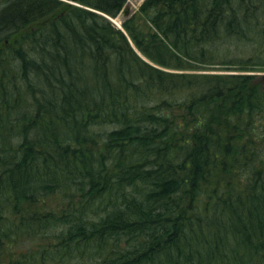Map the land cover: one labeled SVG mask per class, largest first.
I'll return each instance as SVG.
<instances>
[{"label":"trees","instance_id":"trees-1","mask_svg":"<svg viewBox=\"0 0 264 264\" xmlns=\"http://www.w3.org/2000/svg\"><path fill=\"white\" fill-rule=\"evenodd\" d=\"M72 1L0 0V264H264V0Z\"/></svg>","mask_w":264,"mask_h":264},{"label":"bare ground","instance_id":"bare-ground-1","mask_svg":"<svg viewBox=\"0 0 264 264\" xmlns=\"http://www.w3.org/2000/svg\"><path fill=\"white\" fill-rule=\"evenodd\" d=\"M72 2L75 5L84 7V5H82L78 1H74L73 0ZM97 12L101 13L102 15H104L106 18H108L112 22V24H114L115 26H117L118 28H120L124 33H126V30L122 26V23L121 24H118V25L115 23V21H114V18L115 17L110 16L108 14H105V13H103L101 11H97ZM129 42H130L131 46L136 50V52L139 54V56L144 61L148 62L149 64H151V65H153L155 67H157L158 69H162V70H166V71H171V72H188V70L165 67V66H162L160 64L155 63L154 61H152L151 59H149L148 57H146L141 51H139V49L135 46V44L133 43V41L131 40V38L129 39ZM217 68H215V69H207V70L204 71V73H229V74H239L240 73L238 70H228V71H221V70H219L218 71ZM258 75L262 76V75H264V73H261V74H258Z\"/></svg>","mask_w":264,"mask_h":264},{"label":"rangeland","instance_id":"rangeland-1","mask_svg":"<svg viewBox=\"0 0 264 264\" xmlns=\"http://www.w3.org/2000/svg\"><path fill=\"white\" fill-rule=\"evenodd\" d=\"M144 0H127V7H128V14L125 15L123 13V11H120L119 14L114 18V21L115 23L118 25V24H121L122 21L132 15V13L136 12L140 5L142 4ZM126 5L124 6V8L126 7ZM217 69H220V68H217ZM246 72H249V73H255V74H261V73H264V67H259L257 65H254V66H251L249 68H247Z\"/></svg>","mask_w":264,"mask_h":264},{"label":"water","instance_id":"water-1","mask_svg":"<svg viewBox=\"0 0 264 264\" xmlns=\"http://www.w3.org/2000/svg\"><path fill=\"white\" fill-rule=\"evenodd\" d=\"M128 12H129L128 7H125V9H124V14L127 15Z\"/></svg>","mask_w":264,"mask_h":264}]
</instances>
